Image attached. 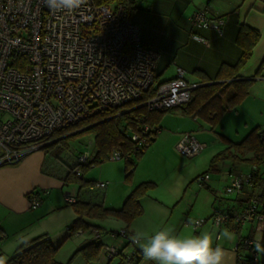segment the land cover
<instances>
[{"label":"built area","instance_id":"obj_1","mask_svg":"<svg viewBox=\"0 0 264 264\" xmlns=\"http://www.w3.org/2000/svg\"><path fill=\"white\" fill-rule=\"evenodd\" d=\"M134 1L102 4L87 0L69 13L51 10L44 0H0V168L17 165L56 142L53 135L113 109L138 104L162 113L190 100L198 85L189 83L181 68H177L171 81L156 84L160 53L144 46L141 30L131 19ZM189 20L192 30L213 29L218 35L223 34L224 21L209 17L207 12H195ZM191 37L205 42L197 33ZM147 95L150 96L144 100ZM155 132L160 133L142 118L136 130L126 133L135 152H139L151 146ZM205 147L187 132L176 149L184 157L193 158ZM117 152L119 156L113 160L112 154ZM129 156L114 149L108 160L115 162ZM79 159L90 168L96 166L92 153ZM230 177L227 193L237 196L244 193L252 179L251 172ZM198 178L201 188L211 179L209 174ZM108 185L96 182L95 188ZM47 194V189L31 191L27 195L29 210L38 209ZM64 197L69 204L78 201L72 192ZM246 201L240 212L216 213L212 218L214 226L231 221L239 229L246 224L254 226L253 235L241 237L237 244L238 264L259 262L254 243L259 239L264 244V203L252 193ZM196 222L199 229L207 220ZM88 232V242L102 244V261L141 263L144 254L131 239V231L104 233L94 228ZM85 235L83 230L75 234ZM106 236L111 243H104Z\"/></svg>","mask_w":264,"mask_h":264},{"label":"crops","instance_id":"obj_2","mask_svg":"<svg viewBox=\"0 0 264 264\" xmlns=\"http://www.w3.org/2000/svg\"><path fill=\"white\" fill-rule=\"evenodd\" d=\"M198 11L207 12L211 18L222 19L223 34L220 36L213 29L192 30L189 19ZM131 19L141 30L144 46L160 53L156 67L157 85L171 81L176 76L177 68L185 70L187 81L198 87L205 85L202 77L210 80L212 84L221 83L224 80L217 82L216 77L222 66L233 67L242 57V49L236 42L239 28L244 25L258 31L260 38L252 51L253 55L237 75L240 80H255V82L242 104L235 111H227L217 126L225 128L227 121L228 124L231 122V119L227 120L230 115L242 119V114L248 113L250 118L255 114L264 118V0H135ZM193 33L199 34L205 42L194 41L191 37ZM229 73L230 70L225 72L227 75ZM248 118L244 120L245 125L248 124ZM161 119L158 125L161 132L155 141L158 140L157 143L160 145L166 144L173 153L180 139L187 132L192 133L198 142L205 146L213 142L212 136L208 137V134L202 132L208 131L205 128L207 123L200 118L190 116L183 107L164 113ZM216 127L211 129L216 131ZM47 159L48 155L43 150L29 155L17 165L0 168V259L5 254L15 252L22 243L45 236L46 220L61 206V203L50 195L56 189L64 194L66 186L61 179L60 167L65 163L59 160L52 163ZM232 166L226 172V187L231 180ZM210 181L206 187L213 190ZM145 182L156 184L154 177H138L135 174L133 182L126 190V195ZM43 189H47L49 194L43 197L42 205L36 210H29L30 201L27 195L33 190ZM72 193L78 196V200L81 199L82 191H79L76 185H73ZM250 194L251 188L246 187L244 194L234 200H227V203L219 201L220 205L215 212L223 214L240 212L245 207L247 196ZM253 227L246 224L236 230L235 224L231 221L220 226L212 224L211 228L203 229L202 226L197 232L212 233L213 246L219 244L225 248L230 255L229 264H238L237 244L241 237L249 238L253 235ZM224 228L235 234L233 240H216V235ZM130 231L133 234L144 233L139 226H135ZM176 234H181V230ZM139 249L142 251L141 248ZM2 260L0 264L6 262ZM144 264H154V262L148 260ZM254 264H264V255H260L259 262Z\"/></svg>","mask_w":264,"mask_h":264},{"label":"rangeland","instance_id":"obj_3","mask_svg":"<svg viewBox=\"0 0 264 264\" xmlns=\"http://www.w3.org/2000/svg\"><path fill=\"white\" fill-rule=\"evenodd\" d=\"M242 115V119H237L238 116L236 118L235 115H230L227 120L231 119V122L228 124L226 120L227 125L225 128L217 126L216 131H213L211 127L206 124L205 128L208 131L202 132L208 134V137L212 136L213 142L208 144L199 156L186 158L181 155L177 149L174 150L173 153L166 144H158V140L153 142L151 146L143 152L141 157L137 158L134 156L136 170L133 178L135 174L138 177H154L156 184L148 192V196L143 198L141 205H143L144 213L131 223L129 227L130 230L134 229L135 226H139L146 235H151L162 228L171 227L174 229L175 234L181 230V235L184 236L197 235V231L200 229H197L194 225L195 223L192 222L203 219L208 220L203 226V229L204 227H212V218L215 215L213 213L215 209L219 207V201L227 203V200H234L238 197L235 194L227 193L225 189V176L227 170L233 165L231 162L220 163L217 168L218 170L209 171L211 167L210 161L213 157L225 150L226 143L220 138L225 137L234 143H239L243 141L252 130L258 127L259 130L264 131L263 117L255 114L253 118H250L248 113L247 115L246 113ZM247 118L248 124L245 125L244 120ZM85 130L86 129L79 128L75 132L66 133L65 136L55 139H63L64 141L62 143H67V146L70 147L69 151L65 149L61 154V160L64 163L74 165L78 163L79 156L86 153L94 154L96 149L95 136L90 130ZM55 148L49 149L47 154V160H51L52 163L57 162L53 155V150H55ZM44 151L46 152V150ZM125 166L126 159L115 162L106 159L102 164L91 167V169L79 168L80 177L85 181L109 183L104 189H97L95 186L89 189H83L81 199H86L90 202H99L104 198L103 203L105 207L114 210L122 208L123 203L129 196L126 195V190L133 182V178L131 181H126ZM233 167L236 169V173H241L243 175L249 174L252 168L249 164L242 162H237L232 168ZM60 168L62 174L66 173L63 167ZM261 172L264 177V169H262ZM206 173L209 174L211 178L210 182L212 183L213 190H209L206 186L201 188L196 181L198 176ZM73 185L74 184H68L64 188V194L61 190L56 189L50 195L61 203L59 210L56 211L54 215H51L45 222L47 237L54 246L59 248L55 258L61 264H119L118 259L107 262L102 261L101 254L100 260H90L86 252L81 251L82 248L85 247L84 242L91 239L88 231H86L87 235L82 237H77L68 233V229L77 219V215L71 205L66 202L64 195L67 192H72ZM77 188L79 189L78 186ZM89 190L91 191L89 192ZM88 222L95 225L104 233L111 232L114 229L118 231L126 227L124 222L114 219H107L105 221L93 219L88 220ZM216 229L214 230L216 231ZM108 240L106 236L103 241L106 244L111 243V241L109 240L108 242ZM13 253L14 252H11L9 255H3L0 261L4 259V262H7ZM145 262H148V260L143 257L141 264Z\"/></svg>","mask_w":264,"mask_h":264},{"label":"trees","instance_id":"obj_4","mask_svg":"<svg viewBox=\"0 0 264 264\" xmlns=\"http://www.w3.org/2000/svg\"><path fill=\"white\" fill-rule=\"evenodd\" d=\"M120 1L123 0H97L98 3L102 4L119 3ZM239 29L236 42L242 49V57L233 67L222 66L216 77L217 82L224 80L221 81V83L211 84L210 80L202 77L205 85L199 86L193 90L190 100L182 106L187 114L196 119L200 118L212 129L218 125L227 111H235V109L242 104L249 95L250 88L255 82V80H240L237 75L253 55L252 51L258 43L260 33L244 25ZM227 70H230L228 75L225 74ZM149 96L150 95H147L144 100ZM164 113L166 112H152L146 107H142L138 104H128L125 105V107L113 109L99 116L89 118V120H85L75 127L53 135V138H61L65 136L66 133L75 132L79 128L86 129L85 131L90 130L95 136L96 149L93 156L96 165L102 164L103 161L108 159L109 154L114 149H120L125 155H130L126 159L125 166L126 181L128 182L132 180L136 170L134 156L137 158L141 157L145 150L135 152L134 146L132 142L128 140L126 132L129 129L136 130L142 118L146 119V124L161 132L158 125ZM158 135L159 133H154L150 144L155 141ZM221 140H224L226 143L225 150L213 157L210 162L211 167L209 171L216 170L220 163L228 161L234 166L237 162L249 164V166H252L250 170L252 179L251 183L244 188H251V193L254 197L264 203V177L261 172V168L264 165V131L259 130L258 127L252 130L244 140L239 143H234L225 137H222ZM63 141V139H59L52 145H49L45 148V153L48 154L49 149L56 147L55 150H53L54 158L55 160L62 161L61 154L65 149L67 151L70 150L67 143H62ZM80 157L81 156H79V158ZM79 158L77 164H64L63 169L66 173L62 174L61 179L64 186L74 184L79 187V191H82L83 189H89L95 186L96 182H87L80 177V174L77 176L79 168L91 169L80 163ZM231 174L238 175L241 173H236V169L233 167ZM198 177L196 181L199 179ZM154 185V183L149 182L141 183V185L137 186L129 193V196L123 203V207L117 210L105 207L103 203L104 198L99 202H90L86 199H80L77 203L70 204L77 215V219L69 227L68 233L75 235L77 231L83 230L86 232L94 228L100 231L99 228L88 222V220L93 219L100 221H105L107 219L120 220L126 225L124 229L130 231L128 229L131 223L144 213L141 202L143 198L148 196V192ZM206 185L207 183L204 184V186ZM216 213L219 212H215V214ZM238 229L239 228L236 226V230ZM58 250L59 248L54 246L47 235H45L35 238L32 241L22 243L4 264H61L55 258ZM81 251H85L90 260H100L102 244L95 242L91 243L86 240V246L83 247ZM120 264H124L122 259Z\"/></svg>","mask_w":264,"mask_h":264},{"label":"clouds","instance_id":"obj_5","mask_svg":"<svg viewBox=\"0 0 264 264\" xmlns=\"http://www.w3.org/2000/svg\"><path fill=\"white\" fill-rule=\"evenodd\" d=\"M87 0H44L53 11L74 12ZM119 153L112 154L115 160ZM192 223H197L193 221ZM216 240H233L235 234L224 228L216 235ZM134 243L142 249L144 257L154 264H229V252L217 244L213 246V234L200 232L198 235L184 236L175 234L171 227L163 228L151 235L135 233L131 237ZM254 249L258 255H264V244L257 239Z\"/></svg>","mask_w":264,"mask_h":264},{"label":"water","instance_id":"obj_6","mask_svg":"<svg viewBox=\"0 0 264 264\" xmlns=\"http://www.w3.org/2000/svg\"><path fill=\"white\" fill-rule=\"evenodd\" d=\"M212 84V83H211Z\"/></svg>","mask_w":264,"mask_h":264}]
</instances>
